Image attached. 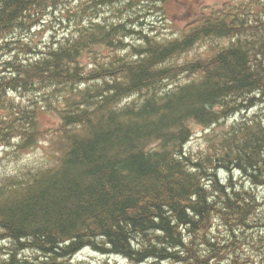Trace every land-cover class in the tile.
<instances>
[{
  "label": "trees",
  "instance_id": "1",
  "mask_svg": "<svg viewBox=\"0 0 264 264\" xmlns=\"http://www.w3.org/2000/svg\"><path fill=\"white\" fill-rule=\"evenodd\" d=\"M55 1L0 0V33ZM178 1L192 2L197 14L183 39L139 32L138 43L126 42L134 32L126 18ZM197 1L151 0L147 11L137 8L142 0H82L69 14L67 43L35 64L36 71H24L31 82L0 78V106L10 114L2 124L18 135H24L14 128L19 106L7 100L5 86L31 88L34 78L49 88L84 86L70 94L63 87L62 134L52 144L63 163L0 183V264H82L71 256L86 246L134 264H220L226 255L229 264H244L232 244L259 209L251 188L264 189V0L200 10ZM112 4L119 20L90 16ZM206 41L209 53L176 60ZM101 47L116 54L113 74L78 61ZM168 80L179 82L167 90ZM142 94L139 102L122 101ZM194 124L207 132L198 152L187 148ZM233 171L251 188L237 183ZM218 223L226 234H216Z\"/></svg>",
  "mask_w": 264,
  "mask_h": 264
},
{
  "label": "rangeland",
  "instance_id": "2",
  "mask_svg": "<svg viewBox=\"0 0 264 264\" xmlns=\"http://www.w3.org/2000/svg\"><path fill=\"white\" fill-rule=\"evenodd\" d=\"M226 1H228V0H198L196 3V6L199 8V7H202L203 4H208V5L219 7L222 4H224V2H226ZM200 2H201V4H199ZM175 5L176 6L174 8H172V14L175 13L174 16L163 18L159 14H154V15H151L149 18L145 19L149 23H152V24H150V26L155 27L154 32L158 31L157 33H160L161 37H166V36L173 37V36H176L177 34H179L180 30L183 27H185L186 24L190 21V17L193 14H195L196 8L194 9L192 7V5H193L192 2H190L189 6L185 5L184 3H176ZM47 20H49V19H47ZM47 20H44V22L46 24H39V26L32 27V30L29 33L24 32V31L17 32V36L19 37V39L26 40L27 34H30L32 37H30L29 41H31V40L36 41L35 43H37L38 46H44V43L49 44L52 42V40H54L53 38L50 37V35H51L50 30L53 32L56 31V32H54L56 34L65 35V34H63L64 30H62L61 25L53 26V25H51L52 20H49V21H47ZM56 29H58V30H56ZM67 34L69 35V34H71V32H68ZM63 37L61 39H63ZM206 51H207L206 45L200 44V45L196 46L195 49L192 50L190 54L196 55L198 53H204ZM190 54H188L186 57L191 58ZM21 99H24L27 101L28 95L23 93L21 95ZM44 104H47V103L44 102L43 105ZM45 107H46V110L44 112L42 111L43 112L42 113V119H40L42 128L46 127V129H47L48 126H50L52 123H55V126H57L59 123V120H60L58 113L49 110L48 106H45ZM262 107L264 110V105ZM224 126L225 125H224V121H223L221 124H218L215 128L221 129ZM205 128L206 127L199 125V124L193 125V130L196 133V136L189 143V150L194 151V152H198L200 149L205 147L206 140H207L206 134H203ZM46 129H44L42 131H45ZM41 137L42 136L38 137V141L36 144L33 145L32 149H28L27 152L22 153L20 157H17V156H15V154H12V153L5 152L0 159V178H4V177L9 176V175L21 173L22 170H25L27 168L32 167L31 164H33V163L35 166H36V163H40L39 165H42L41 162L47 161L49 157L52 160L49 161L48 163H52V162L55 163V160H57L56 158H58V154H57L58 152H56V148L53 145H51L49 142H46L45 140H41ZM44 138H45V136H44ZM12 148H14V147H12ZM237 174L238 173H236V179H238V181L242 185H245L248 189L251 188L249 186L250 184L247 183L240 174H238V176H237ZM251 189L255 191V194H259L260 198L264 197V191L260 194V190L258 188H255V189L251 188ZM250 224H251L250 227L237 229L236 241L232 245H233V249L235 248L236 255L238 257L244 253L246 254V253L257 251L258 246H259V242H260L259 241L260 238L257 236L258 233L259 234L262 233L261 235H263V236H261V239H264V230H263L264 229V208L261 205L259 206L257 214L254 217L253 216L251 217ZM224 225L223 224L221 225L218 223L215 226V228H216L215 232L220 233L221 235L226 234V232H227L226 230H228V229H226ZM229 235H231V234H229ZM218 237H220V236H218ZM232 245H231V247H232ZM253 245H255V246H253ZM242 248H244V249H242ZM254 255H256V257L253 258V261L256 259H259V257H257V253H254ZM4 256H6V255H4ZM262 257L264 258V254L262 255ZM77 258H78L77 261H81V263H83V264H131L130 262H128L124 259L117 258V257L99 256V255L93 253L90 249L82 250L79 253V256ZM228 258H229L228 255H226V257L221 260L220 264H229L227 261ZM145 264H160V263L150 261V262H146ZM164 264H173V263L172 262H164ZM214 264H215V262H214ZM217 264H219V263H217ZM239 264H241V263H239Z\"/></svg>",
  "mask_w": 264,
  "mask_h": 264
},
{
  "label": "bare ground",
  "instance_id": "3",
  "mask_svg": "<svg viewBox=\"0 0 264 264\" xmlns=\"http://www.w3.org/2000/svg\"><path fill=\"white\" fill-rule=\"evenodd\" d=\"M113 5V4H112ZM36 10V9H35ZM144 14V13H143ZM96 20V19H95ZM152 20V19H151ZM85 23V22H84ZM50 28V27H49ZM201 29V28H200ZM175 31V30H174ZM60 33V32H59ZM94 33V32H93ZM120 36V35H119ZM118 36V37H119ZM158 38V37H157ZM40 40V39H39ZM81 40V39H80ZM190 40V39H189ZM77 42V41H76ZM80 43H81V41H80ZM178 43V42H177ZM229 43V42H228ZM118 44V43H117ZM154 44V43H153ZM165 44V43H164ZM186 44V43H185ZM141 45V44H140ZM160 45V44H159ZM228 45V44H227ZM67 46V45H66ZM179 46V45H178ZM74 47V46H73ZM145 48V47H144ZM191 48V47H190ZM228 49V48H227ZM154 50V49H153ZM70 51V50H69ZM88 51V50H87ZM92 51V50H91ZM218 51V50H217ZM212 52V51H211ZM130 53V52H129ZM181 54V53H180ZM77 56V55H76ZM97 56V55H96ZM210 56V55H209ZM67 57V56H66ZM68 58H69V56H68ZM202 58V57H201ZM190 60V59H189ZM211 60V59H210ZM79 61V60H78ZM56 63V62H55ZM131 63V62H130ZM181 63V62H180ZM129 64V63H128ZM122 65V64H121ZM126 65V64H125ZM174 66H176V65H174ZM158 67V66H157ZM173 67V66H172ZM171 67V68H172ZM160 68V67H159ZM67 70V69H66ZM173 71V70H172ZM194 71V70H193ZM257 71V70H256ZM101 73V72H100ZM219 73V72H218ZM52 74V73H51ZM184 74V73H183ZM90 75V74H89ZM82 77V76H81ZM116 77V76H115ZM200 77V76H199ZM131 78V77H130ZM68 79V78H67ZM132 79V78H131ZM186 79V78H185ZM57 81V80H56ZM131 81V80H130ZM202 81H203V79H202ZM106 82V81H105ZM118 82V81H117ZM109 83V82H108ZM194 83V82H193ZM192 85V84H191ZM195 85H197V84H195ZM189 86V85H188ZM198 86V85H197ZM200 86V85H199ZM243 87V86H242ZM195 91V90H194ZM102 93V92H101ZM70 94V93H69ZM232 94V93H231ZM241 95V94H240ZM213 96V95H212ZM255 96V95H254ZM109 98V97H108ZM176 103V102H175ZM198 106V105H197ZM182 109V108H181ZM210 109V108H209ZM223 111V110H222ZM203 113V112H202ZM253 113V112H252ZM261 113V112H260ZM246 115V114H245ZM73 116V115H72ZM80 116V115H79ZM159 117V116H158ZM144 118V117H143ZM142 119V118H141ZM145 119V118H144ZM173 119V118H172ZM230 119V118H229ZM76 120V119H75ZM152 120V119H151ZM176 120V119H175ZM141 121H143V120H141ZM150 121V120H149ZM161 121V120H160ZM201 121V120H200ZM159 122V121H158ZM163 122V121H162ZM170 122V121H169ZM139 123V122H138ZM150 123V122H149ZM5 124V123H4ZM157 124V123H156ZM160 124V123H159ZM168 124V123H167ZM195 125V124H194ZM251 125H253V124H251ZM149 126V125H148ZM171 126H172V124H171ZM182 126V125H181ZM235 126V125H234ZM244 126V125H243ZM249 126V125H248ZM85 127V126H84ZM83 127V128H84ZM167 127V126H166ZM146 128V127H145ZM163 128V127H162ZM165 128V127H164ZM201 128V127H200ZM160 129V128H159ZM169 129V128H168ZM161 130V129H160ZM177 131V130H176ZM232 131V130H231ZM164 132V131H163ZM170 132V131H169ZM234 132V131H233ZM171 136H172V134H171ZM176 136V135H175ZM180 136V135H179ZM222 141V140H221ZM146 142H147V140H146ZM51 144V143H50ZM60 144V143H59ZM168 144V143H167ZM166 144V145H167ZM52 145V144H51ZM71 146V145H70ZM165 146V145H164ZM165 148H167V147H165ZM170 148V147H169ZM220 148V147H219ZM57 149V148H56ZM170 151V150H169ZM219 151V150H218ZM142 152V151H141ZM127 153V152H126ZM150 153V152H149ZM58 154V153H57ZM212 155V154H211ZM148 156V155H147ZM158 158V157H157ZM57 159V158H56ZM154 160V159H153ZM212 167V166H211ZM61 168V167H60ZM227 169V168H226ZM44 170V169H43ZM51 170V169H50ZM192 171V170H191ZM63 174V173H62ZM186 174V173H185ZM200 174V173H199ZM239 174V173H238ZM238 174H237V176H238ZM228 175V174H227ZM52 177V176H51ZM67 177V176H66ZM46 179V178H45ZM227 179V178H226ZM56 180V179H55ZM200 181V180H199ZM243 181V180H242ZM248 183V182H247ZM249 185V184H248ZM226 186V185H225ZM250 186V185H249ZM241 191V190H240ZM252 191V190H251ZM9 192V191H8ZM25 196V195H24ZM253 203V202H252ZM262 209V208H261ZM239 214V213H238ZM258 219V218H257ZM217 222V221H216ZM235 224V223H234ZM216 225V224H215ZM256 225V224H255ZM260 225V224H259ZM225 226V225H224ZM231 226V225H230ZM223 227V226H222ZM221 227V228H222ZM247 228V227H246ZM216 229V228H215ZM253 229V228H252ZM257 229V228H256ZM219 230V229H218ZM223 230V229H222ZM264 230V229H263ZM260 231V230H259ZM231 233V232H230ZM254 233V232H253ZM217 234V233H216ZM215 234V235H216ZM259 234V233H258ZM262 234V233H261ZM168 235H169V233H168ZM214 235V236H215ZM255 236V235H254ZM258 239V238H257ZM260 241V240H259ZM154 242V241H153ZM1 245V244H0ZM253 246H255V245H253ZM258 246V245H257ZM105 247V246H104ZM246 247V246H245ZM257 248V247H256ZM232 249V248H231ZM242 249H244V248H242ZM124 250V249H123ZM246 250V249H245ZM222 254V253H221ZM238 254V253H237ZM237 256V255H236ZM238 257V256H237ZM141 260V259H140ZM11 262V261H10ZM219 262V261H218Z\"/></svg>",
  "mask_w": 264,
  "mask_h": 264
}]
</instances>
